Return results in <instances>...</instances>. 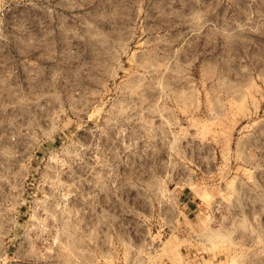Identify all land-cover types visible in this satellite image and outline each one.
<instances>
[{
	"label": "rangeland",
	"instance_id": "obj_1",
	"mask_svg": "<svg viewBox=\"0 0 264 264\" xmlns=\"http://www.w3.org/2000/svg\"><path fill=\"white\" fill-rule=\"evenodd\" d=\"M0 264H264V0H0Z\"/></svg>",
	"mask_w": 264,
	"mask_h": 264
}]
</instances>
